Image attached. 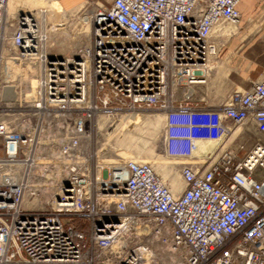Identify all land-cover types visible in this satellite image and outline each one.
Masks as SVG:
<instances>
[{
  "label": "built area",
  "instance_id": "obj_1",
  "mask_svg": "<svg viewBox=\"0 0 264 264\" xmlns=\"http://www.w3.org/2000/svg\"><path fill=\"white\" fill-rule=\"evenodd\" d=\"M240 1L96 2L87 42L52 56L43 22L0 0V45L34 67L0 95V163L23 169L0 181V264H264V73L194 104ZM143 108L159 114L177 193L153 163L107 154L109 125Z\"/></svg>",
  "mask_w": 264,
  "mask_h": 264
},
{
  "label": "rangeland",
  "instance_id": "obj_2",
  "mask_svg": "<svg viewBox=\"0 0 264 264\" xmlns=\"http://www.w3.org/2000/svg\"><path fill=\"white\" fill-rule=\"evenodd\" d=\"M45 6L50 7L49 12L44 16L39 15V17L50 34L49 45L54 43L53 50L65 52V56L73 54V51L78 48L77 46L87 42L89 28L85 40L84 37L78 35L81 30L71 29L68 14L61 11L55 2L50 4L47 0L43 5L28 7V9L36 11ZM87 24L89 26V15ZM230 26H233L232 29L235 28L234 25ZM9 54V45H6L4 49L0 45V95L4 92V86L12 85V89L15 90L18 86H22L24 80L29 81L32 79L30 70L34 67L29 65L28 62L22 61L20 63L12 60ZM109 130L103 141L107 147V154L111 159L120 162L133 157V159L139 161H149L153 163L156 171L166 183L172 185L175 179L180 185L179 190H183L185 185L178 164L163 156L161 151L162 123L156 110L143 108L132 116L129 123H113L111 126L109 125ZM241 131L242 129L238 128L234 136L241 133ZM258 138H260V135H253L247 140L246 147L250 148ZM243 139L242 137L239 138V140ZM179 190L175 191L178 192ZM84 230L88 231L89 229L84 228Z\"/></svg>",
  "mask_w": 264,
  "mask_h": 264
},
{
  "label": "crops",
  "instance_id": "obj_3",
  "mask_svg": "<svg viewBox=\"0 0 264 264\" xmlns=\"http://www.w3.org/2000/svg\"><path fill=\"white\" fill-rule=\"evenodd\" d=\"M47 0H8V10L20 13L28 7L43 5ZM67 14L72 30L87 24L88 13L96 2L107 5L114 0H57ZM240 29L228 33L230 24L217 30L219 53L212 58L206 85L196 86L198 107L220 105L234 90L249 89L264 73V0H241ZM172 183L178 184L177 180Z\"/></svg>",
  "mask_w": 264,
  "mask_h": 264
},
{
  "label": "bare ground",
  "instance_id": "obj_4",
  "mask_svg": "<svg viewBox=\"0 0 264 264\" xmlns=\"http://www.w3.org/2000/svg\"><path fill=\"white\" fill-rule=\"evenodd\" d=\"M49 2H50V4L52 3V2H55V3H57L58 4V1L57 0H48ZM58 6L60 7V9H61V11H64L65 12V14L67 13L66 12V10L63 8V7H61L59 4H58ZM49 8L50 7H48V6H45V7H42V8H39V10H29L28 8H26V9H23V10H21L20 11V13H23V14H27V15H32L35 19H36V21L38 22V23H40V21H41V19H40V17H39V15L40 16H44L45 14H47L49 11ZM9 13L12 15V14H15V12H12V11H10L9 10ZM90 13H88V15H89ZM42 22V21H41ZM88 28H89V26H88V24H86V26L83 28V29H81V31L78 33V35H80V37H84L85 38V40H86V38H87V32H88ZM233 28V26H231V28L228 30V31H231V29ZM48 31V30H47ZM49 42H50V34H49V32H48V42H47V52H48V54H50V55H52V56H65L64 54H66L65 52H57V51H54L53 50V47H54V43H51L50 45H49ZM78 48H79V46H77ZM77 48V49H78ZM76 49V50H77ZM76 51H73V53H75ZM9 96H10V98H12V96H13V98H16L15 97V92L13 91V90H11L10 92H9ZM239 128H241L242 129V127H239ZM242 132V131H241ZM236 133V132H235ZM235 133L233 134V136L235 135ZM232 136V137H233ZM237 136V135H236ZM236 136H234V137H236ZM231 137V138H232ZM230 138V139H231ZM126 159H129V158H126ZM131 159H133V157L131 158ZM135 159V158H134ZM135 160H137V159H135ZM122 161V160H121ZM139 161V160H138ZM22 172H23V169H22V165L20 164V163H7V162H3V163H0V181L1 180H6L7 179V175H13V176H22ZM182 178V177H181ZM183 180V179H182ZM183 183H184V181H183ZM170 186H171V189H172V191L174 192V193H177V191H175V190H179V187H180V185L179 184H177V185H175V183H172V185L170 184ZM180 191V190H179ZM178 191V192H179ZM46 195H42V198L41 199H44V200H46Z\"/></svg>",
  "mask_w": 264,
  "mask_h": 264
}]
</instances>
